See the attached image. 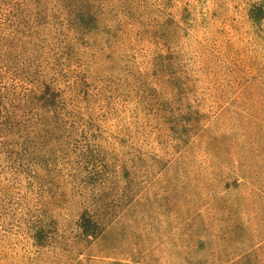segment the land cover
<instances>
[{
	"label": "rangeland",
	"instance_id": "rangeland-1",
	"mask_svg": "<svg viewBox=\"0 0 264 264\" xmlns=\"http://www.w3.org/2000/svg\"><path fill=\"white\" fill-rule=\"evenodd\" d=\"M41 4L103 57L0 72V264H264V0Z\"/></svg>",
	"mask_w": 264,
	"mask_h": 264
},
{
	"label": "trees",
	"instance_id": "trees-1",
	"mask_svg": "<svg viewBox=\"0 0 264 264\" xmlns=\"http://www.w3.org/2000/svg\"><path fill=\"white\" fill-rule=\"evenodd\" d=\"M42 1L0 0V31H3L0 33V72L27 84L37 93H41L45 86L42 81L55 84L62 75L73 82L99 79L95 73L99 71L102 55L90 50L89 45L80 47L87 51L85 53L65 48L67 44L78 41L79 37L92 40L83 29L87 20H93L91 11L83 13L77 10L82 8L77 7L60 21L53 17L51 10L42 9ZM4 42L7 47L3 45ZM1 90L0 101H4ZM35 106L38 112L36 104L28 105L27 108L33 113ZM60 110L66 112L65 107ZM31 116L36 117L37 114ZM16 123L21 128L40 126L36 118Z\"/></svg>",
	"mask_w": 264,
	"mask_h": 264
}]
</instances>
